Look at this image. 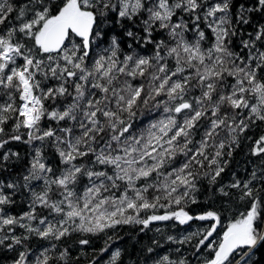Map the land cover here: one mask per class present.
<instances>
[{"label": "snow or ice", "instance_id": "6c2138e0", "mask_svg": "<svg viewBox=\"0 0 264 264\" xmlns=\"http://www.w3.org/2000/svg\"><path fill=\"white\" fill-rule=\"evenodd\" d=\"M0 150V264H264V0H0Z\"/></svg>", "mask_w": 264, "mask_h": 264}, {"label": "trees", "instance_id": "16d2710c", "mask_svg": "<svg viewBox=\"0 0 264 264\" xmlns=\"http://www.w3.org/2000/svg\"><path fill=\"white\" fill-rule=\"evenodd\" d=\"M34 143H38V142H34ZM8 147H11L14 151H19L21 153L22 156V160L17 163L13 168H12V173L16 174L19 173L22 169L24 164L30 159V156L28 155L29 152H31V147L29 145L23 144L21 142H10V144L8 145ZM3 151V150H0ZM47 151L50 150H46V154ZM230 167H233L238 174L243 175L244 174V169L245 167L250 168L251 165L250 164H246V160H245V156L243 153L240 154H235L234 153V160L231 163ZM6 175V173L0 172V179H3V177ZM35 183V182H34ZM193 207H196L195 205H193ZM19 208H24V210L26 209L25 205H18L16 209H14V211H18ZM192 223V228L189 229L194 230L197 226H198V222H191ZM159 226V225H156ZM140 226H129V225H125L123 226V230L119 233L121 239H113L110 242V246L114 247V246H121V247H128L129 251H134L135 249V240L132 239L133 236H135L136 238L139 239H146L147 237H145V235L143 233H139L137 231V229ZM187 226H180V228H186ZM167 231H172L173 234H175L176 231H179V229L177 230H169V229H165ZM154 232H149L148 236H152L154 235ZM103 246V239H98V238H93V247H100ZM165 247H167L168 245L165 244ZM187 247V246H185ZM89 252L91 253V249H89ZM259 256V254H258ZM106 259V257H105ZM131 259L135 260V255H133V257H131Z\"/></svg>", "mask_w": 264, "mask_h": 264}]
</instances>
